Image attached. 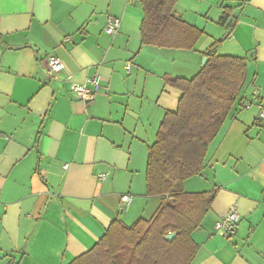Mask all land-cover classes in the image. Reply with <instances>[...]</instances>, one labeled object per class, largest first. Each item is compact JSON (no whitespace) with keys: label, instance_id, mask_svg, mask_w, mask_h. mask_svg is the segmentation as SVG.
I'll use <instances>...</instances> for the list:
<instances>
[{"label":"crops","instance_id":"crops-1","mask_svg":"<svg viewBox=\"0 0 264 264\" xmlns=\"http://www.w3.org/2000/svg\"><path fill=\"white\" fill-rule=\"evenodd\" d=\"M174 11L204 32L193 50L142 44L139 1L0 0V264H71L115 221L155 215L149 148L182 96L164 77H195L216 44L217 56L247 60V76L204 171L184 183L217 190L191 264H264V0H177ZM49 54L64 73L48 74ZM96 76V98L77 99L71 84ZM233 208L240 222L225 237L215 226Z\"/></svg>","mask_w":264,"mask_h":264},{"label":"trees","instance_id":"trees-1","mask_svg":"<svg viewBox=\"0 0 264 264\" xmlns=\"http://www.w3.org/2000/svg\"><path fill=\"white\" fill-rule=\"evenodd\" d=\"M144 12L142 44L193 50L204 32L179 18L177 0H139ZM232 9L225 8V25ZM208 52L204 69L191 79L164 77L182 93L177 110L169 111L149 148L147 195L162 204L150 220L132 226L115 221L88 253L71 264H191L198 251L192 235L210 210L217 190L188 193L184 183L206 167L210 145L220 134L247 76V60ZM262 121V120H261ZM176 234L173 240L166 237Z\"/></svg>","mask_w":264,"mask_h":264},{"label":"built area","instance_id":"built-area-1","mask_svg":"<svg viewBox=\"0 0 264 264\" xmlns=\"http://www.w3.org/2000/svg\"><path fill=\"white\" fill-rule=\"evenodd\" d=\"M129 1H139V0H129ZM121 27V20L118 18L109 19L104 31L109 35H115L118 33ZM46 62L48 66V74L52 77H56L65 72L66 66L63 61L56 54H49L46 57ZM129 67V66H128ZM71 80V78H68ZM100 87V77H90L83 84L72 83L71 88L72 92L77 99H80L85 102L93 101L98 93V89ZM259 119L264 121V110L260 112ZM67 168V166H65ZM106 178L105 175H101L100 179L104 180ZM133 200L131 195H122L121 203L123 205H129ZM240 215L238 214L235 208L224 217L222 220L217 222L215 228L218 234L230 237L232 236L239 225Z\"/></svg>","mask_w":264,"mask_h":264},{"label":"water","instance_id":"water-1","mask_svg":"<svg viewBox=\"0 0 264 264\" xmlns=\"http://www.w3.org/2000/svg\"><path fill=\"white\" fill-rule=\"evenodd\" d=\"M232 23H233V22H232V19H229L228 22H227L226 28H229L230 25H231ZM232 25H235V24L233 23ZM230 33H231V30H229V32H228V34H227L226 37H228V36L230 35ZM226 37H225V38H226ZM207 61H208L207 58H205V59L203 60V63H202V69L205 68V66H206V64H207ZM175 236H176V234H172V235L167 236L166 239L171 241V240H173V239L175 238Z\"/></svg>","mask_w":264,"mask_h":264},{"label":"rangeland","instance_id":"rangeland-1","mask_svg":"<svg viewBox=\"0 0 264 264\" xmlns=\"http://www.w3.org/2000/svg\"><path fill=\"white\" fill-rule=\"evenodd\" d=\"M177 108V107H176ZM174 111H175V109H174Z\"/></svg>","mask_w":264,"mask_h":264}]
</instances>
